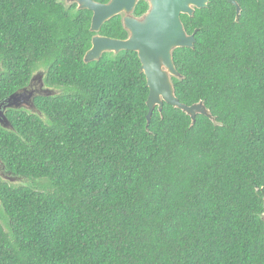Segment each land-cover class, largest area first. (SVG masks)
I'll return each instance as SVG.
<instances>
[{
  "label": "trees",
  "instance_id": "obj_1",
  "mask_svg": "<svg viewBox=\"0 0 264 264\" xmlns=\"http://www.w3.org/2000/svg\"><path fill=\"white\" fill-rule=\"evenodd\" d=\"M65 1L0 0V102L41 69L54 90L0 125L23 181L0 178V264H264V0L182 15L175 96L212 118L164 104L150 123L136 52L85 61L95 36L129 38L123 16L94 33Z\"/></svg>",
  "mask_w": 264,
  "mask_h": 264
},
{
  "label": "water",
  "instance_id": "obj_2",
  "mask_svg": "<svg viewBox=\"0 0 264 264\" xmlns=\"http://www.w3.org/2000/svg\"><path fill=\"white\" fill-rule=\"evenodd\" d=\"M73 1L78 4L80 10L93 13L91 31L94 33H99L103 25L111 19L123 14L128 15L123 18V24L129 32V38L114 40L95 36L85 61H98L105 53L136 52L150 91L147 102L149 123L154 110L159 107L162 111L164 104L183 111L193 120L199 114L212 118L204 104L192 107L181 104L175 96L172 84V78L180 77L174 64L173 52L181 48L193 49L196 43L195 34L186 33L181 17H193L197 9L208 8L209 0H149L150 10L141 19L130 16L134 14L139 0H111L108 4H99L95 0ZM226 1L236 7L238 15L241 13L236 1ZM18 97L19 94L16 93L0 104V125L5 129H10L11 125L4 111L19 109L16 103Z\"/></svg>",
  "mask_w": 264,
  "mask_h": 264
},
{
  "label": "rangeland",
  "instance_id": "obj_3",
  "mask_svg": "<svg viewBox=\"0 0 264 264\" xmlns=\"http://www.w3.org/2000/svg\"><path fill=\"white\" fill-rule=\"evenodd\" d=\"M74 3L75 2L73 0H66L65 1L66 6H71ZM122 16H123V18H125L128 15L123 14ZM130 16H134V15H130ZM44 78H45V70L41 69L35 73L34 78L32 80V84H31L32 90H34V91L37 90L36 94L38 96H43V95L49 96V95H52L54 92V90H51V89H48L45 87ZM17 106L23 110L30 112V113L39 114L38 111L34 108L33 104H27L25 106L21 105V104H19V105L17 104ZM0 178L3 181H5L11 185H15V186L21 185L23 183V181L21 179L14 177L12 174H8L6 172L4 165L1 163V161H0Z\"/></svg>",
  "mask_w": 264,
  "mask_h": 264
},
{
  "label": "flooded vegetation",
  "instance_id": "obj_4",
  "mask_svg": "<svg viewBox=\"0 0 264 264\" xmlns=\"http://www.w3.org/2000/svg\"><path fill=\"white\" fill-rule=\"evenodd\" d=\"M140 1V0H139ZM138 1V2H139ZM148 3H149V0H146ZM149 7H150V5H149ZM78 9H79V6H78ZM134 15V14H133ZM135 17V16H134ZM135 18H137V17H135ZM142 18V17H141ZM140 18V19H141ZM139 19V18H138ZM31 84H32V82H31ZM36 91L37 90H32V87L30 86L29 88H27V89H24V90H22V91H20V92H18V94H19V97L17 98L18 100L16 101V103L19 105V104H21V105H27V104H33L34 103V100L37 98V97H40V96H38L37 94H36ZM2 102H0V104H1ZM21 109V108H20ZM8 110H10V109H7L6 111H4V114L6 115V113H7V111Z\"/></svg>",
  "mask_w": 264,
  "mask_h": 264
}]
</instances>
